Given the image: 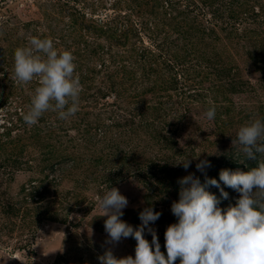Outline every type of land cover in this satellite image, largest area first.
<instances>
[{
	"label": "rangeland",
	"instance_id": "rangeland-1",
	"mask_svg": "<svg viewBox=\"0 0 264 264\" xmlns=\"http://www.w3.org/2000/svg\"><path fill=\"white\" fill-rule=\"evenodd\" d=\"M161 1L138 0L134 15L130 0H121L115 6L117 12L111 9L112 0H0V264H99L98 256L107 249L118 259L134 258V238L106 243L107 217L101 216L97 197L111 188L127 198L121 220L134 230L141 225L139 214L145 208L161 213L149 226L155 229L166 256L164 233L178 222L171 205L179 200L180 178L194 174L202 185L206 176L216 179L229 198L222 199L215 186L208 185L206 190L221 199L218 206L226 209L235 205L239 193L220 181V171L247 172L264 162L260 154L248 160L232 145L240 126L253 119L264 120V58L251 55V50L264 44V24H240L237 32L226 37L215 32L218 40L204 41L208 45L200 48L204 54L200 60V50L186 55L180 49L193 39L172 32L182 23L177 18L169 20L174 12L169 18L162 14L159 5L165 4ZM198 13L196 9L188 16L199 20ZM100 19L109 21L108 32H101ZM143 21L149 30L141 29ZM129 26L138 35L131 30L119 37L118 32ZM31 37L51 39L58 51L67 50L75 58L82 91L78 111L67 120L51 111L33 126L22 118L38 80L16 84L13 56ZM97 46L102 48L98 54ZM147 47L154 61L145 59L141 50ZM173 54H178L176 59L171 58ZM212 54L218 67L229 70L220 81L225 87L222 92L211 90L218 81L212 61L207 65L205 59ZM115 95L119 98L114 99ZM212 106L216 116L209 121L204 113ZM95 120L118 126L108 132L117 154L109 164V178H118L111 187L103 185L108 176L100 167H87L94 154L82 148L84 137L100 135L96 129L82 131ZM123 121L130 124L125 131L133 129L135 138L116 139L122 138L116 131H122ZM47 124L53 128L49 130ZM43 129L63 137L46 140L51 138ZM74 157L82 172L70 169L69 159ZM185 158L191 160L187 170L178 164ZM202 160L211 165L203 173L196 169ZM162 164L171 182L166 188L157 183L164 174L150 176ZM144 238L151 245L147 230Z\"/></svg>",
	"mask_w": 264,
	"mask_h": 264
},
{
	"label": "clouds",
	"instance_id": "clouds-1",
	"mask_svg": "<svg viewBox=\"0 0 264 264\" xmlns=\"http://www.w3.org/2000/svg\"><path fill=\"white\" fill-rule=\"evenodd\" d=\"M74 59L71 52L58 51L48 38L31 37L26 46L15 49L12 73L15 83L22 86L38 80L28 110L22 114L27 125L37 124L49 111L60 120L76 114L82 85L75 75ZM215 116L214 106L204 113L209 121ZM232 145L248 160H256L257 154L264 156V120L253 119L240 126ZM178 164L187 170L191 160L185 158ZM210 166L207 160H202L196 169L203 173ZM219 179L239 193L234 206L222 209L218 206L221 199L206 190L208 185L215 186L222 199L229 198L216 179L206 176L202 185L198 177L189 174L177 181L179 200L172 203L171 212L178 222L170 224L164 233L166 256L161 252L155 229L149 226L161 213L145 208L139 214L142 223L134 230L121 220L128 200L117 188L98 196L101 216L107 217L106 243L115 245L129 237L137 241L134 258L118 259L107 249L98 256L99 264H175L177 260L179 264H264V162L247 172L223 169ZM145 230L152 236L151 245L144 238Z\"/></svg>",
	"mask_w": 264,
	"mask_h": 264
},
{
	"label": "trees",
	"instance_id": "trees-1",
	"mask_svg": "<svg viewBox=\"0 0 264 264\" xmlns=\"http://www.w3.org/2000/svg\"><path fill=\"white\" fill-rule=\"evenodd\" d=\"M120 1L121 0H112L111 2L112 4H110V6L113 8L111 9L115 10L116 8L115 6H118ZM124 1H127V0H124ZM130 1L134 3L133 9H135L134 10V15H135L138 12V8H135V7L140 4L138 0H130ZM162 1L160 4L162 3L165 4V7H162V5H159L160 9H162V14L169 18L170 14L174 12L172 18L170 17L169 20H173L177 18L179 20V23H182V24L176 25L172 32H176L177 35H179V33L183 35L185 34L186 36H189L190 38L193 39V41L186 40V43L182 45L180 49L186 55H190L192 51L198 52V50H200L198 54V57L200 60L204 56L200 48L203 47L204 44L205 46L208 45L207 43H204V41L205 40L211 41L212 39L218 40V35L215 32H221L224 35V37H226L230 35V32H237L236 26L240 24L246 25V26H250V25L256 26V25L264 24V0H173V1L162 0ZM181 1L184 2L182 9L179 8L178 6ZM175 6H178V8L176 9ZM196 9L199 11L198 14L201 17L199 20H195V18L188 16L189 14H192V12L196 13ZM140 12L148 13L147 10L145 11L140 10ZM116 14L117 13H115V15ZM123 16H125L124 13H123ZM112 17H115V16L113 15ZM104 18H106V16ZM187 19L189 20V22L187 21ZM102 20L103 19L99 20L102 26L101 32H104V33L106 31L108 32V30L111 28V26H108L109 21L107 22L106 20H104V22H102ZM112 22H115V20L113 19ZM140 26L142 27L141 29L149 30L147 28L146 21L141 22ZM131 30L133 31L131 32L132 34L137 33L138 35L139 31L129 26L128 28H122V33L118 32V36L121 37V35L124 34L123 32L129 33ZM241 32H244V31H241ZM110 43L111 41L109 38L108 40L109 46H111ZM261 45L262 46H259L257 51L251 50L252 51L251 55L254 57V59L255 57L264 58V48H263L264 44L262 43ZM98 48L102 50L100 46H97V54L99 53ZM105 48H108V46H106ZM94 50H90V52ZM141 51L144 53L145 59L150 60L152 58V60L154 61L153 59L154 53L152 50H148V47H147V49H143ZM176 55L178 54H173L171 58L176 59ZM213 57L214 56L212 54L211 57H208V60L205 59L206 64L212 61L211 63L214 65L213 66L214 67L213 76H214L215 81H218L216 85L213 84L211 86L212 87L211 90L214 92H222L224 91L225 87L221 85L220 81L221 80L223 81V78L227 77L229 70H225L224 68L218 67L217 62L213 60ZM200 60L196 61V65H199ZM98 66L99 68H102L103 64L102 63L98 64ZM118 98L119 96L117 95L114 96V99H118ZM39 123L40 122H38V124ZM114 124L109 123L108 125L104 126L103 124H99L98 121L95 120L93 124L91 123L85 124L84 125L85 129L82 130L84 133H87L92 129L100 130V135L95 134V135H88L87 137H84L83 138L84 144L82 148L94 154V156L88 158L87 167L90 168L96 165L100 167L99 169L102 173H106V175L108 176V178H106V180L103 181V185L105 184L104 186L106 187H111V184L117 182L116 179H118L117 177L116 179H112V180L109 178L111 174L109 164L111 163V161H113L112 160L113 158L117 157V154L113 148V146L115 147L116 144L112 143V138L109 137V133H108L110 129L114 130V128L118 127V126L115 127ZM47 125H48L49 130L50 128L51 129L53 128L49 124ZM129 127H130V124L129 125L125 124V121H123V123L121 124L122 131H116L117 134L122 133V138H116V139H125V138L129 139L131 137L135 138L136 136L133 135V131H134L133 129H131V132L125 131ZM48 129H46V132L43 129L45 136L47 138H51V139H46V140H52L54 138L61 139L63 137V136L56 135L51 131H48ZM79 136L81 137L82 135L80 134ZM36 140H37V137L35 139V142ZM87 144L88 146H90L91 144L92 147L87 148L86 147ZM97 145H101V147L96 148L95 146ZM132 150H133L132 148L130 149V151L128 149L129 152H132ZM98 153L100 154L102 153V156H96ZM69 160H72L71 161L72 165H71V168L68 167V170L70 168L73 171L82 172L81 170L82 166L79 165V162L75 157ZM151 173H152L150 175L151 177H155L159 173H162L165 175L162 178V180L160 179L157 180V183H160L163 188H166L167 186L170 185L171 182L168 178L166 164H162L161 167H158L156 169L154 167L151 170ZM144 183L146 187L150 185L147 182H144Z\"/></svg>",
	"mask_w": 264,
	"mask_h": 264
}]
</instances>
